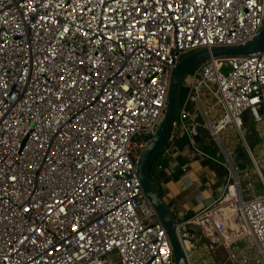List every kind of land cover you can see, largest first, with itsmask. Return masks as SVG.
<instances>
[{
	"label": "built area",
	"instance_id": "built-area-1",
	"mask_svg": "<svg viewBox=\"0 0 264 264\" xmlns=\"http://www.w3.org/2000/svg\"><path fill=\"white\" fill-rule=\"evenodd\" d=\"M263 20L264 0H0V264H112L115 253L114 264H175L138 174L139 137L161 124L182 56L244 44ZM188 74L157 171L181 136L185 154L226 173L203 210L174 217L187 263L216 264L219 242L234 264H264V147L244 123L264 134V50ZM230 127L241 149L222 143ZM203 130L224 158L200 146Z\"/></svg>",
	"mask_w": 264,
	"mask_h": 264
},
{
	"label": "water",
	"instance_id": "water-1",
	"mask_svg": "<svg viewBox=\"0 0 264 264\" xmlns=\"http://www.w3.org/2000/svg\"><path fill=\"white\" fill-rule=\"evenodd\" d=\"M263 50L264 20L258 34L246 43L236 46H218L212 48L203 47L193 50L182 56L173 70L168 103L163 119L155 133L146 142L144 148L141 150L137 160V169L142 182L143 191L157 211L171 241L175 264L188 263L175 231L174 215L163 197L157 192L150 176V168L170 140L173 125L180 107L185 77L192 68L210 59L211 57L249 55ZM246 116H248V114H246ZM144 137L145 136H140L139 138ZM195 140L198 143L200 142V138L198 136L195 137ZM244 158V152L241 151L234 155V159L240 163V167L242 169L246 168Z\"/></svg>",
	"mask_w": 264,
	"mask_h": 264
},
{
	"label": "crops",
	"instance_id": "crops-1",
	"mask_svg": "<svg viewBox=\"0 0 264 264\" xmlns=\"http://www.w3.org/2000/svg\"><path fill=\"white\" fill-rule=\"evenodd\" d=\"M244 119L247 121L249 117L245 116ZM256 128L261 127L256 125ZM180 138L186 137L176 138L173 142L174 146ZM205 144H207L206 140L200 143V146L206 151ZM237 145L239 146L236 142V145H230L228 148L232 149ZM238 148L241 149L240 146ZM182 151L183 148L175 147L173 156L166 160L164 170L160 173L161 196L174 217H189L203 210L220 193L226 173L216 163L204 158H192ZM253 183L255 185L257 181ZM259 190L256 186L253 187V192ZM245 194L251 197L249 191Z\"/></svg>",
	"mask_w": 264,
	"mask_h": 264
},
{
	"label": "rangeland",
	"instance_id": "rangeland-1",
	"mask_svg": "<svg viewBox=\"0 0 264 264\" xmlns=\"http://www.w3.org/2000/svg\"><path fill=\"white\" fill-rule=\"evenodd\" d=\"M190 77L189 74H187V79ZM186 83V80H185ZM187 92V87L186 84H184L183 89H182V95L181 97L185 96ZM245 123V127L247 130V138L248 141L250 142V145L253 147V149L258 151V148H262L264 147V134H260L259 130L256 128V125L254 124V122L249 119L246 121V119L244 120ZM257 131V132H256ZM203 134L205 135V138L208 139L209 143L208 146L206 147V151L209 152L212 155L218 156L220 158H224V155L221 154V146L219 143L217 142H213V140L209 137V134L203 130ZM238 133L236 132V130L233 127H230L228 130H226L221 138H222V143L228 147L230 145H236L240 143V138L238 137ZM181 137V136H179ZM182 139V140H181ZM147 141V140H145ZM144 142V141H141ZM140 143V141L138 142ZM187 141L186 138H180L177 140V144H175V147H179V148H184L186 147ZM144 148V147H143ZM139 146H136V153L140 154L141 150L143 149ZM257 155V152H255ZM247 162H248V171L251 174V178L250 180H252V182H256L255 184L257 189H261L262 188V183H261V179L259 178V176L257 175L256 171H255V165L253 163L252 160H248L247 156H245L244 158ZM261 165V170L264 176V165L262 163H260ZM256 180V181H255ZM245 183L243 184V186L245 187ZM245 198H248V196L245 194ZM208 241V240H207ZM199 242L203 243V239L202 236L200 235L199 237ZM201 243L196 244L195 248H198L199 245H201ZM249 243L248 238L246 237L245 239H243L242 241L237 243V246L242 247H246L245 244ZM110 259L113 262L112 264H114V262L116 260H118V256L117 254H112L110 255ZM213 259L215 261L216 264H234L231 259H230V254L228 252V250H226L223 245L219 242L214 244V253H213Z\"/></svg>",
	"mask_w": 264,
	"mask_h": 264
},
{
	"label": "trees",
	"instance_id": "trees-1",
	"mask_svg": "<svg viewBox=\"0 0 264 264\" xmlns=\"http://www.w3.org/2000/svg\"><path fill=\"white\" fill-rule=\"evenodd\" d=\"M184 97L182 96L181 97V100L183 99ZM151 138V136H145L144 138H139V141L141 142V141H145V140H149ZM209 143V142H208ZM208 143L207 144H205V146L207 147L208 146ZM184 149H186V147L185 148H183V153H184ZM163 153H164V150H163V152L161 151V153L159 154V156L157 157V159H156V161L153 163V165L151 166V168H150V176H151V179H152V181H153V183H154V185H155V188H156V190H157V192L160 194V195H162V191H161V186H160V183H161V179H160V176H161V174L157 171V162H158V159L163 155ZM185 154V153H184ZM162 161V163L165 165L166 164V160H161Z\"/></svg>",
	"mask_w": 264,
	"mask_h": 264
}]
</instances>
